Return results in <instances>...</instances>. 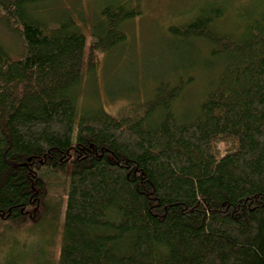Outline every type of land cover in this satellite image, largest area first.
Returning <instances> with one entry per match:
<instances>
[{"label":"trees","instance_id":"trees-1","mask_svg":"<svg viewBox=\"0 0 264 264\" xmlns=\"http://www.w3.org/2000/svg\"><path fill=\"white\" fill-rule=\"evenodd\" d=\"M50 1L0 0L23 43L17 58L0 44V243L13 224L61 218L54 264H264V0L227 29L215 2L166 28L180 64L219 66L191 119L175 110L191 76L117 114L81 105L97 54L140 10L104 3L87 35L44 19Z\"/></svg>","mask_w":264,"mask_h":264},{"label":"rangeland","instance_id":"rangeland-1","mask_svg":"<svg viewBox=\"0 0 264 264\" xmlns=\"http://www.w3.org/2000/svg\"><path fill=\"white\" fill-rule=\"evenodd\" d=\"M114 1L117 0H51L44 8L41 6L42 17L53 20L70 17L81 31L90 35L98 21L99 7ZM122 1L129 2V6L138 5L140 14L123 24L125 39L120 45L105 54H97L99 61L85 74L79 90L80 104L101 106L109 113L117 114L131 102L149 98L159 81L191 76L175 106L181 118L191 119L198 111L206 82L216 75L219 66L213 63L206 70L207 65H202L195 56L190 57L193 64H180L182 58H186L185 48L177 42L170 44L166 28L187 22L201 5L215 2L224 9L220 26L227 29L229 23L231 26L234 23L232 15L235 16L239 8H244L245 3L247 7L251 2L254 5L258 0ZM236 19L240 22L238 14ZM0 44L11 58H17L23 52L20 37L1 24ZM195 44L201 49L199 43ZM226 145H217L220 153L225 151ZM61 235V218L53 223L37 218L13 224L3 231L0 264H54Z\"/></svg>","mask_w":264,"mask_h":264}]
</instances>
